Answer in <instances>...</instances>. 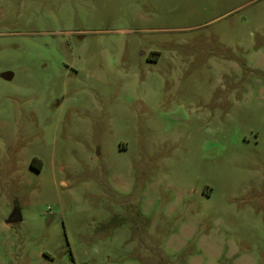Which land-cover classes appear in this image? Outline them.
<instances>
[{
  "label": "rangeland",
  "instance_id": "1",
  "mask_svg": "<svg viewBox=\"0 0 264 264\" xmlns=\"http://www.w3.org/2000/svg\"><path fill=\"white\" fill-rule=\"evenodd\" d=\"M0 264H264V0H0Z\"/></svg>",
  "mask_w": 264,
  "mask_h": 264
},
{
  "label": "water",
  "instance_id": "2",
  "mask_svg": "<svg viewBox=\"0 0 264 264\" xmlns=\"http://www.w3.org/2000/svg\"><path fill=\"white\" fill-rule=\"evenodd\" d=\"M20 219V212H13L9 219H8V223H15Z\"/></svg>",
  "mask_w": 264,
  "mask_h": 264
},
{
  "label": "crops",
  "instance_id": "3",
  "mask_svg": "<svg viewBox=\"0 0 264 264\" xmlns=\"http://www.w3.org/2000/svg\"><path fill=\"white\" fill-rule=\"evenodd\" d=\"M20 219H21V215H20Z\"/></svg>",
  "mask_w": 264,
  "mask_h": 264
},
{
  "label": "trees",
  "instance_id": "4",
  "mask_svg": "<svg viewBox=\"0 0 264 264\" xmlns=\"http://www.w3.org/2000/svg\"><path fill=\"white\" fill-rule=\"evenodd\" d=\"M40 169V167H38Z\"/></svg>",
  "mask_w": 264,
  "mask_h": 264
}]
</instances>
